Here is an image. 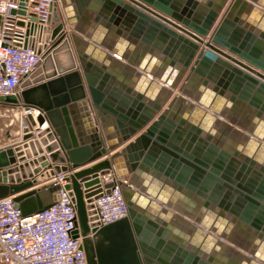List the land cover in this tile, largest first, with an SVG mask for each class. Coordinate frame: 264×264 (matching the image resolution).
<instances>
[{
    "label": "water",
    "instance_id": "95a60500",
    "mask_svg": "<svg viewBox=\"0 0 264 264\" xmlns=\"http://www.w3.org/2000/svg\"><path fill=\"white\" fill-rule=\"evenodd\" d=\"M230 1L57 0L51 25L30 45L45 51L38 69L20 93L0 97L1 108L25 113L21 139L0 148V199L12 197L23 218L39 214L59 200L50 180L65 174L87 264H264V131L251 132L241 151L221 148L214 98L195 99L206 110L191 122L172 116L181 98L165 109L174 90L186 94L183 83L197 79L214 97L251 103L264 120V32L232 21ZM84 17L144 44L176 69V83L157 102L142 86L115 84L107 64L116 60L67 30ZM116 185L128 216L101 225L92 202ZM178 193L206 212H168ZM236 238L242 251L231 246Z\"/></svg>",
    "mask_w": 264,
    "mask_h": 264
},
{
    "label": "built area",
    "instance_id": "2783aa9c",
    "mask_svg": "<svg viewBox=\"0 0 264 264\" xmlns=\"http://www.w3.org/2000/svg\"><path fill=\"white\" fill-rule=\"evenodd\" d=\"M56 1L0 0V97L20 93L23 84L38 69L45 51L38 55L30 45L39 44V29L51 25ZM14 11L17 13L13 14ZM19 11L24 15L18 14ZM21 112L22 133L25 113ZM65 176L58 173L50 180L60 186L57 203L31 217H22L12 197L0 199V264H87L82 240L73 234L77 229V213L66 189ZM111 181L112 175L103 179V182ZM92 205L96 221L101 225L121 220L129 213L118 185L104 191Z\"/></svg>",
    "mask_w": 264,
    "mask_h": 264
},
{
    "label": "crops",
    "instance_id": "0c3cea01",
    "mask_svg": "<svg viewBox=\"0 0 264 264\" xmlns=\"http://www.w3.org/2000/svg\"><path fill=\"white\" fill-rule=\"evenodd\" d=\"M209 1L215 3L219 0ZM227 8L232 21L238 18L247 23V25L258 29L260 28V30L264 32V0H231ZM76 28H79L81 31H76ZM67 30L69 34L73 32L80 41L96 46L100 53L104 51L116 60L115 64H107L115 77V84L128 86L135 85V88L137 86H142L144 92H149L147 94L148 97H150L153 102H157L159 99L163 98L161 92L162 89L165 88L166 90H169V85L176 83V69L171 65L160 61V59L154 54L152 55L144 44H136L131 41L128 35H118L115 33L108 34L102 25L96 24L94 20L89 17H84V19H80V21L77 19L73 28L67 25ZM87 32L93 36L92 38H95L98 41L93 42L92 38H88ZM103 42H106L108 46L112 47L113 51L97 44H102ZM70 45L73 49V53L76 55V48L73 42H71ZM86 48L87 47H85V49ZM262 52L264 53V48L262 49ZM138 74L143 77H141V79L138 78ZM152 74L154 76H152ZM158 77L161 79H158ZM183 84H185L187 88L186 94H179L178 91L174 90V97L172 96L168 100L165 109L171 104L173 98H181L180 101L174 104L171 110L172 116L186 119V121L191 122V119L195 118L201 110H206L204 106H200L195 99H206L207 97L211 100V98H214V101L221 104L224 115V117L221 118L224 125H221L218 128L217 133L214 136L219 147L241 151L243 148L249 147L250 142L248 138L251 137V132H257L260 130L264 131V120L257 115L258 110L252 106L251 103L241 101L233 103L223 96L214 97L212 94L213 92L205 88V86L197 79H191L189 82ZM0 111L9 112L13 110L0 107ZM15 111L18 112L17 115H15V120H18L19 123H21L22 112L18 109ZM35 114L36 112L34 115ZM9 134H11V132ZM11 135L13 136V134ZM21 136L22 133L20 131L16 135V141H19ZM254 139L256 140V138ZM180 196L181 195L178 193L173 206L167 207L168 212L184 215L201 213L206 210L204 206L199 203L196 204L192 196L187 197L186 201L185 199L179 200L178 198ZM240 238L245 239L244 236H240ZM235 241L236 244L231 243V246L238 250H241L239 249V246L246 245L239 240V238H236ZM246 241L248 240L246 239ZM250 243L253 244V240H251Z\"/></svg>",
    "mask_w": 264,
    "mask_h": 264
},
{
    "label": "rangeland",
    "instance_id": "374dc122",
    "mask_svg": "<svg viewBox=\"0 0 264 264\" xmlns=\"http://www.w3.org/2000/svg\"><path fill=\"white\" fill-rule=\"evenodd\" d=\"M13 111H0V147L10 146L17 142L16 135L20 132V123L18 120H15V115L18 112ZM10 132L13 136L9 134Z\"/></svg>",
    "mask_w": 264,
    "mask_h": 264
},
{
    "label": "bare ground",
    "instance_id": "6f19581e",
    "mask_svg": "<svg viewBox=\"0 0 264 264\" xmlns=\"http://www.w3.org/2000/svg\"><path fill=\"white\" fill-rule=\"evenodd\" d=\"M227 242V241H226Z\"/></svg>",
    "mask_w": 264,
    "mask_h": 264
}]
</instances>
